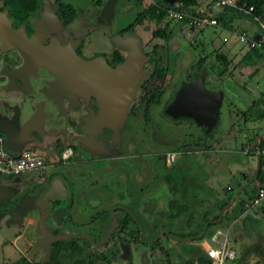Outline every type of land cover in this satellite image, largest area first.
Segmentation results:
<instances>
[{
	"label": "flooded vegetation",
	"instance_id": "1",
	"mask_svg": "<svg viewBox=\"0 0 264 264\" xmlns=\"http://www.w3.org/2000/svg\"><path fill=\"white\" fill-rule=\"evenodd\" d=\"M103 1L91 16L84 13L79 17L71 10L68 0H0V127L5 130L0 135L4 141L9 138L18 148L24 142L31 143L47 153L42 157L40 172L13 175L0 182V186L10 191V195L0 202V213L7 214V219L13 220L22 210L34 214L36 222L40 216L47 220L48 230L40 228L46 236L59 238L51 244L60 258H83L85 263L91 254H99L102 264H109L113 257L125 261V264H137L140 255L153 254L155 237L139 240L134 214L118 204L117 198L108 207L102 230L99 226L84 232L69 228L74 216L85 212L91 203L89 189H83L81 194L84 196L74 198L73 181L76 176L85 173L79 171L81 168L99 160H108V164L122 161L134 163L135 178L138 179V163L133 159L134 154H122L120 149L118 131L123 118L129 113L137 112L143 119L148 109V112H157L158 118L162 113L173 121L190 118L171 117L165 113L164 107L173 97L168 95L165 98L166 87L151 88V91L143 88L141 91L145 93L141 97L136 96L137 90L134 89L123 117L108 124L95 125L100 109L96 96L78 87L81 84L79 79L74 78L72 85L75 87L67 90L55 85L58 74L45 63L44 57L47 55L57 56L60 51H71L84 60L99 58L111 68L126 55V50L119 47L113 38H122L124 32L132 31V27L127 25L116 30L107 29L105 26H110L111 21L106 23L98 19ZM154 47L155 44H152L148 52L140 43V51L145 56L141 70L149 62V75L158 70L168 73L167 50L163 67L157 66L159 58L156 56L152 55V60H149ZM177 49L176 53L181 48ZM201 71H204V81L206 76L214 73L208 75L204 68H200L180 83L194 79ZM135 98L139 101L133 103ZM64 149L67 151L62 156ZM167 150L170 149L149 151L162 158L164 168L170 164H166L165 160ZM144 152L148 153V150ZM73 165H78L79 169ZM15 182L22 184L19 190L11 187ZM55 208L58 210L53 218L49 217ZM138 242H144L146 252L138 250ZM139 261L144 264L142 258ZM24 262L25 258L18 264ZM26 264H32V261Z\"/></svg>",
	"mask_w": 264,
	"mask_h": 264
},
{
	"label": "rangeland",
	"instance_id": "2",
	"mask_svg": "<svg viewBox=\"0 0 264 264\" xmlns=\"http://www.w3.org/2000/svg\"><path fill=\"white\" fill-rule=\"evenodd\" d=\"M68 1L71 4V10L73 9L79 17H82L84 13L91 16L103 0ZM152 2L153 0H115L112 7L111 24L110 26H103L107 29L110 27L111 30H116L130 25L145 50L149 52L152 49V44H155L154 52L150 53L149 60H152V55L159 58L157 66L163 67L165 50H167L168 73L158 70L149 75L151 64L147 62L141 70V76L135 87V91L137 90L136 96L140 97L145 93L141 91L143 88L151 91V88L162 89L166 87L164 89L166 98L168 95L169 97L173 95L174 89L182 80H187L192 76L194 67H191L190 64L195 59V55L206 53L211 49L209 38L221 37L224 32L214 31L215 26L213 25L204 26L198 32L196 28H189L187 24L169 17L171 19L169 23L171 33L168 37L152 36V30L158 26L155 19H150L146 13H143L138 21H134L135 16ZM173 4L168 5L174 7ZM192 7L194 8V6ZM215 7L218 8V6ZM247 23L251 30H258L257 25L251 20H248ZM237 34L238 32H235L233 35L237 37ZM190 45H193L192 48ZM177 48L181 49L176 53ZM237 49L239 50H237V54H242V47ZM215 51L219 52L216 49ZM239 60L240 58L231 57L225 61L224 65L226 69H231L232 72ZM237 72L239 75L242 74V71L237 70ZM238 74L233 72V74L225 73L217 76L214 72L212 76H206L205 81L203 80L207 87H218L222 90L218 118L216 123L209 129L199 128L191 119L173 121L172 118L165 116L163 113L158 118L157 112H148V109L143 119L137 112L126 115L118 131L121 142L120 149L123 152L122 154H134L133 159L138 163V179L135 178L136 173H134L136 164L131 162L122 161L108 164V160H99L81 168L79 171L85 173L82 176L75 177L73 195L74 198L79 195L84 196L81 194L84 192L83 189H89L88 195L90 196L88 197L91 203H89V207L85 212L83 211L74 216L69 228L75 232H84L88 231V228L92 229L99 226L102 230V222L108 212V207L110 203L114 202L113 200L116 202L117 198L118 204L127 207L134 214L140 227L141 240L156 238L158 231L163 230H168L171 232L170 234L176 237L182 236L180 237L182 239H175L172 236H163L160 233L158 240L162 251L160 252L158 247L155 246L153 254L147 255L144 253L140 255L137 264H140L139 259L141 260V258L144 264H171L177 262L179 257L182 256L179 252V242H190L201 247L200 241L204 240L214 245L215 243L207 235L202 238L198 237L199 239L186 237L193 235L190 233L199 231V227L202 223H205L206 218L210 219L209 214L213 209V205L219 202L222 203L221 200L214 199L215 193L218 191L224 195L223 201H226L228 196L236 194L237 186L241 185L240 187L243 190L241 189L237 195L249 202L255 193L252 180L255 178L259 181L263 178L262 172H258L255 176L251 169L248 170L245 159L247 158L248 163L250 156H252L250 154H214L217 150L222 151L224 147L240 148V143L243 141V129L245 128L240 117V111L234 106L237 103L235 94L244 91L242 85L238 83L239 81L242 82ZM254 81L255 77L254 80L250 78V80L245 81L244 85L249 88L254 87ZM166 84L168 85L166 86ZM256 87L259 91V99L264 104V77L258 80L257 85L252 89L256 90ZM251 97L249 96V99ZM137 101L139 100L135 98L133 103ZM19 148H29L42 157L47 154L46 151L35 147L31 143L24 142ZM130 148L131 152L127 153ZM160 148L170 149L165 153V160L168 152H174L173 159L166 160V164L170 162L168 168H164L162 158L158 154L149 152ZM145 150H148V153H143ZM260 157L263 158V155ZM210 159L215 161L211 162ZM215 165H218L219 168L213 171L212 167ZM73 167L79 169L78 165H73ZM32 172L38 173L40 170L24 171L17 174L0 173V182H4V178L9 176H24ZM20 186H22L20 182H15L11 187L19 190ZM225 187H231V190H226ZM262 201H264V198ZM210 205H212V209L209 208ZM239 206L243 209L246 208L241 203H236L233 211L230 214L228 213V217L235 216ZM255 206L253 205L252 209ZM116 210L115 208L114 211L116 212ZM178 212L180 213L177 214ZM171 214L177 215L175 217L172 215L173 218L170 219ZM224 218L225 215L222 219ZM239 224L243 226L241 221ZM213 225L215 224L210 223L208 229ZM244 225L246 227L250 225L253 228L257 227V225L246 221ZM15 232L14 228L0 222V264L16 263L14 259L22 247L21 241L18 239L11 243L8 242L16 234ZM229 241L232 244L234 239L230 238ZM239 241L233 244L236 249L235 258L239 256L242 248L247 244L258 242L261 248H264V218L263 224L259 226L258 235H252L250 238ZM138 243V250L146 252L143 243ZM165 250L171 251L169 263L165 262ZM247 258V264H264V250L261 254L253 252ZM110 260L109 264H125V261L117 260L115 257ZM32 262L42 264L38 257H35ZM226 263L225 261L223 264Z\"/></svg>",
	"mask_w": 264,
	"mask_h": 264
},
{
	"label": "crops",
	"instance_id": "3",
	"mask_svg": "<svg viewBox=\"0 0 264 264\" xmlns=\"http://www.w3.org/2000/svg\"><path fill=\"white\" fill-rule=\"evenodd\" d=\"M194 8L196 11L203 13L204 15L208 17H213V18H215L213 14L218 12V10H220L219 6L218 8L215 7V5L213 4V0H196ZM248 20L249 19L247 17H232L227 23L228 25H224V20H219V21L216 20V24H212L213 26H215L214 28L215 30L213 29L214 31H223L224 34H222L221 37L216 36V37L209 38L211 47L215 48L217 51L224 54L226 61L229 60V58L231 57L235 59L240 58L238 64H236L237 66L234 67L235 70L233 69L231 72L230 71L231 69L230 70L226 69V71L229 72L230 74L231 73L233 74V72L234 73L236 72V74H238L237 70H239V72L242 71L241 75L238 74L242 82L239 81L238 83L242 85L244 91L243 93H240V92H238L237 94L234 93L237 99V103H235L234 106L238 108V110L240 111V117L242 118L243 126L245 128L243 129L244 135L242 138L243 141H241L240 143L241 144L240 148H236V147L235 148H225L224 147L222 148V151L217 150L214 154H250L252 155L250 156V160L248 161V163H247V158L245 159V164L248 170L251 169L253 171V174L255 173V176L258 172L263 173V178H261L259 181H257L254 178L252 182L255 187L256 185L264 187V157L261 158L260 157L261 155H255V153L252 151V147L259 145L261 142H264V120H263L264 104H262V101H260L259 99V91H257V87H256V90L252 89V88H255L258 80L264 77V42L262 46L259 48H255V47L248 48L245 44H243L237 39L236 35L235 36L233 35L235 34V32L239 33L240 31H245L247 34H251L252 36H254L255 34L258 35V31L251 30L249 24L247 23ZM238 47H242L241 49L242 54H237V52L239 51L237 49ZM254 77H255L254 87L249 88L244 85L246 80H250V78H253L254 80ZM216 88L218 89V87ZM249 96H252V97L249 99ZM16 151H11V152H16ZM210 160L211 162L215 161L213 159H210ZM218 168L219 166L215 165L214 167H212V170L216 171ZM238 186L236 188L237 189L236 194L234 196L227 197V200H226L227 204L223 206L222 209L219 210V204H221V202L213 205V209H212V205H210L209 208L212 209L211 213L209 214L210 219L207 218V220L203 224V226L204 225L205 226L201 229L199 233H195L186 238L201 237L202 234L205 232L206 224L209 221L211 222V224H215V225H213L210 229H207L210 231L208 237H210V235L214 233L216 230H219L222 236L223 235L226 236L228 244L234 249L235 255H236V249H235V246L233 245L234 243L240 242L239 240L241 239L250 238L252 235L253 236L258 235L259 226L260 224H263L264 201L260 202L259 204H249L248 201L243 200L239 195H237L242 189L240 187L241 185H238ZM225 189L231 190V187H225ZM223 197L224 195L220 194L218 191L214 195V199L217 198V200L219 199L222 202H224ZM236 203H239V204L241 203V205L245 206L246 208L243 209L236 217L230 218L228 217V213L230 214L231 211H233V208L235 207ZM253 205H256V206L252 209ZM225 211H226V214H224ZM179 213L180 212H178L177 214ZM177 214L175 215L171 214L170 219L175 217ZM216 214H218L219 217L216 219H213V217ZM224 215H225V218L222 219ZM7 217H8L7 214H3L0 217V222L16 230L15 232L16 234L8 242L11 243L19 239L22 245L20 251H18L19 253L15 256V259H14L16 262L15 264H18L19 261L24 258L25 260L33 261L35 257H38L39 261H41L42 264H75L74 260L70 258H62V257L60 258L59 253L56 251V248L53 247L51 243H50L49 253H48L49 259L47 258L45 259L44 253L40 249L36 250L34 252L33 257L30 258L29 252L33 244V240L34 238L39 237L37 232H35V228H36L35 224H37L35 215L27 214V211H24L20 214V218L18 219L17 222H16L17 217L13 220H9L7 219ZM240 221L243 224V226L239 224ZM245 221L248 223H253L254 225H257V227L253 228L251 227V225L246 227L244 225ZM43 222H44L45 229L48 230L47 220L43 219ZM160 233H162L163 236H172L175 239L176 238L182 239L180 237H176L173 234H170L168 230L158 231L157 238L159 237ZM217 237H220V236H217ZM230 238L234 239V242L232 244H230V241H229ZM252 253L253 252H249L247 256ZM182 256L185 258V255H182ZM247 256L245 257L243 261H241V263L236 262L234 259H232V260H226L227 262L226 264H247L248 263ZM195 263H196L195 259H192V264H195Z\"/></svg>",
	"mask_w": 264,
	"mask_h": 264
},
{
	"label": "water",
	"instance_id": "4",
	"mask_svg": "<svg viewBox=\"0 0 264 264\" xmlns=\"http://www.w3.org/2000/svg\"><path fill=\"white\" fill-rule=\"evenodd\" d=\"M115 0H104L99 11L98 19H103L110 23L112 7ZM167 4H172L175 0H162ZM255 34L253 38H257ZM113 40L119 47L126 50L123 60L115 67L107 66L99 58L84 60L74 52L60 51L57 56L47 55L44 61L51 69L58 74L55 85L63 89L75 87L72 80L79 79L81 84L78 87L88 90L96 96L100 109L96 117L95 125L108 124L124 116L128 101L130 100L136 84L141 76L142 63L145 56L140 51V39L133 32H124L122 38L114 37ZM204 71L194 77V79L180 83L175 90L171 101L164 107L165 113L171 117L186 116L202 129L212 127L218 118L219 107L222 101L221 89H210L204 85ZM5 130L0 127V133ZM6 148L9 151H16L18 145L9 138L5 139ZM10 195V191L0 186V202ZM62 209V208H60ZM54 209L49 213L53 218ZM22 210L17 213V220L20 218ZM4 213H0V217ZM41 216L37 221L35 232L39 237L34 238L30 248L29 257L32 258L36 250L44 253L48 258L50 243L58 240L57 237H48L41 230L44 227ZM45 229V227H44ZM28 260H25L24 264Z\"/></svg>",
	"mask_w": 264,
	"mask_h": 264
},
{
	"label": "trees",
	"instance_id": "5",
	"mask_svg": "<svg viewBox=\"0 0 264 264\" xmlns=\"http://www.w3.org/2000/svg\"><path fill=\"white\" fill-rule=\"evenodd\" d=\"M137 1H139V0H137ZM243 1H245L246 5L250 4L253 6L252 14H257V13L264 14V0H243ZM173 3H174L173 4L174 7H172V8L184 10V11L194 13L197 15L203 14V13L196 11L192 7L195 5L196 0H175ZM163 7H169V5L165 2H163L162 0H153V2L151 4H149L146 8L143 9V11L139 12L137 14V16H135L134 21H138L139 17L143 13H146L148 18L155 19L156 23L158 24V26H156V28L152 30L151 35L166 38L171 33V28L169 26L171 19L166 16L165 11L162 9ZM213 16L218 21L224 20V25H228L227 23L229 22L230 18H232V17H247L249 20L252 21L250 14H246L242 10L238 9L237 7L229 6V5L220 6V10H218V12L214 13ZM177 21H179L180 23L181 22L185 23V20H177ZM188 27L193 28L192 26H188ZM201 29L202 28H197L196 31L199 32ZM196 31H195V34L197 33ZM195 34H194V36H196ZM199 44H200V42H199ZM190 46L192 48L193 45H190ZM207 58H209V59H207ZM210 58H212V59H210ZM225 61H226L225 55L222 54L221 52H216L215 48L211 47V49L209 51H207L206 53H198L197 55H195V59L190 64V66L194 67V70H193L194 72H198L200 70V68H204L208 75L212 72H215V74L217 76H221V75H224L225 73L230 74L229 72L226 71V67L224 65ZM219 64H220V66H219ZM258 147L264 148V142H261L258 145ZM226 204H227V201H224L221 204H219V210L222 209V207L225 206ZM242 210H243V207L239 206L238 211L236 212V215L231 217V218L236 217ZM224 214H226V211L224 212ZM218 217H219L218 214H216L213 217V219H216ZM206 220H207V218L205 219V221ZM210 223L211 222H209V221L207 222L205 232L202 234V236H204V235L208 236L209 235L210 231L207 229H208V226ZM135 224L138 227L137 234L139 236L140 235L139 234L140 233V227H139V224L137 223L136 220H135ZM202 226H203V223L199 227V231H197L195 233H199L202 229ZM124 228H125V226L123 225V229ZM195 233L193 232L190 234H195ZM180 237H182V236H180ZM201 237H199V238H201ZM191 238L196 239L198 237H191ZM139 240L142 241L140 236H139ZM154 244H155V246L158 247L159 251L161 252L162 247L159 244V240L157 237L154 239ZM178 244H179V246H178L179 252L182 255H185V258L183 256H180L179 260L177 262H174L171 264H192V259H195V261H196L195 264H209V259L206 257L204 251L201 249V247L198 246V244L194 245V244H191L190 242H184V243L179 242ZM263 250H264V248L263 247L261 248V246L259 245L258 242H253L251 244H247L246 246H244L242 248L241 252L239 253V256L236 258H233V259L236 262L241 263V261H243L245 259V257L247 256V254L249 252H256L258 254H261V253H263ZM114 251L111 252L112 256L114 255ZM164 254L166 257L165 262L169 263L170 262L169 257L171 256V251L165 250ZM74 263L75 264H102L99 262V254H93V255L91 254L89 260L85 263L83 262V258H79V259L74 260Z\"/></svg>",
	"mask_w": 264,
	"mask_h": 264
},
{
	"label": "built area",
	"instance_id": "6",
	"mask_svg": "<svg viewBox=\"0 0 264 264\" xmlns=\"http://www.w3.org/2000/svg\"><path fill=\"white\" fill-rule=\"evenodd\" d=\"M215 6H234L242 10L246 14H250L252 21L258 27V37L255 39L251 34H247L245 31H240L237 35L238 40L244 43L248 48H259L264 42V14H252L253 6L246 5L243 0H213ZM167 17L175 20H185V24L192 26L193 28H203L206 25L216 24V20L213 17L206 15H197L184 10L175 9L172 7H163ZM67 149H64L61 153L62 156L66 154ZM252 151L255 155H263L264 148L254 146ZM174 152H168L166 154V160H172ZM43 167V158L40 154L33 152L29 148H20L16 152H11L5 147V142L0 135V173L5 174H17L24 171L40 170ZM264 198V187H255V193L249 201V204H259ZM220 236V237H217ZM215 244L211 245L204 240L200 241L201 248L203 249L206 257L209 259V264H223L226 260H232L235 256L234 249L228 244L226 236L220 234L219 230H216L209 237ZM32 264H36L32 262Z\"/></svg>",
	"mask_w": 264,
	"mask_h": 264
}]
</instances>
